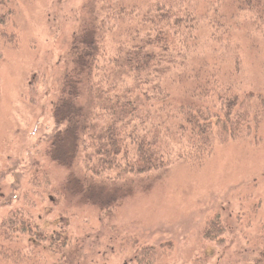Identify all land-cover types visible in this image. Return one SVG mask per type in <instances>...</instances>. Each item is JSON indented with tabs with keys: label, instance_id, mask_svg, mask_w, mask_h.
<instances>
[{
	"label": "rangeland",
	"instance_id": "obj_1",
	"mask_svg": "<svg viewBox=\"0 0 264 264\" xmlns=\"http://www.w3.org/2000/svg\"><path fill=\"white\" fill-rule=\"evenodd\" d=\"M4 1L0 248L12 249L0 253V264H253L264 237V118L242 135L201 126L193 154L179 147L182 157H175L149 190H139L111 210L100 211L72 195H61L59 187L68 170L46 153L57 131L52 105L88 0ZM155 1L165 13L168 6L193 2L206 12L210 2ZM225 1L217 12L216 0L209 7L215 19L224 15L221 33L203 22L190 36H180L171 14L156 21V26L171 29L175 43L189 42L182 53L192 59L190 67L211 61L213 37L224 39L223 83L218 80L230 88L220 85L216 90L223 98L215 99L212 112L220 116L233 112L236 92L264 93V36L252 28L245 10ZM144 2L124 0L123 11L116 7L109 19L110 38L118 40L128 25H134L130 12ZM238 46L243 50L236 68L233 54ZM34 225L48 234L68 230L67 245L35 241L30 231ZM63 238L65 233L61 239L66 242Z\"/></svg>",
	"mask_w": 264,
	"mask_h": 264
},
{
	"label": "trees",
	"instance_id": "obj_2",
	"mask_svg": "<svg viewBox=\"0 0 264 264\" xmlns=\"http://www.w3.org/2000/svg\"><path fill=\"white\" fill-rule=\"evenodd\" d=\"M123 1L88 0L83 7L56 88L52 109L57 131L46 152L68 170L59 187L61 195H72L100 211L111 210L139 190H149L175 157H182L179 147L193 154L201 126L242 135L264 118L263 92H236L238 102L230 115L212 112L215 99L223 98L216 93L225 62L222 37H213L211 61L190 67L192 59L182 53L189 42L175 43L171 29L156 26V21L171 14L180 36H190L203 22L221 33L224 15L215 19L209 8L215 0H210L206 12L193 2L168 6L166 13L155 0H146L133 8L134 25L115 41L108 34L109 19L117 6L123 11ZM224 1L216 0V12ZM231 1L235 9L246 11L252 28L264 36V0ZM5 4L0 0V10ZM6 25L1 18L0 37L7 38ZM238 47L233 54L236 68L243 50ZM201 140L207 143V137ZM199 154L195 150V156ZM30 231L35 241H49L52 246L68 243V230L48 234L34 225ZM260 239L263 248L253 264H264V237ZM11 249L2 247L0 253Z\"/></svg>",
	"mask_w": 264,
	"mask_h": 264
},
{
	"label": "bare ground",
	"instance_id": "obj_3",
	"mask_svg": "<svg viewBox=\"0 0 264 264\" xmlns=\"http://www.w3.org/2000/svg\"><path fill=\"white\" fill-rule=\"evenodd\" d=\"M81 14V13H80Z\"/></svg>",
	"mask_w": 264,
	"mask_h": 264
}]
</instances>
